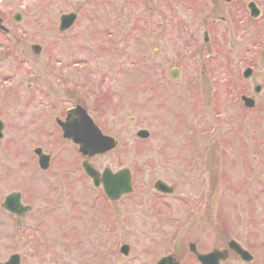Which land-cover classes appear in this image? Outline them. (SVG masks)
I'll return each instance as SVG.
<instances>
[{
    "label": "rangeland",
    "instance_id": "1",
    "mask_svg": "<svg viewBox=\"0 0 264 264\" xmlns=\"http://www.w3.org/2000/svg\"><path fill=\"white\" fill-rule=\"evenodd\" d=\"M189 2L0 0V17L7 28L0 30V118L5 133L0 144L8 143L7 153L0 154V178L8 172V184H0V200L12 190L41 191L46 200L50 194L51 203L63 205L59 212L65 213L73 197L86 204L82 213L93 215L88 209L96 189L88 178H79L83 157L62 137L55 121L80 104L118 143L90 161L99 170L127 167L134 178L133 192L118 201L120 231L115 240L113 234L106 237L112 245L114 241L130 245L129 255L119 254L118 260L149 264L162 251H147L150 238L161 239L167 251L182 257L193 234L206 233L202 245L214 243L212 222L222 225L246 205L238 190L244 176L241 146L244 129L258 122L240 98L252 85L242 72L247 64L264 60V43L260 54L251 47L246 53L242 9L232 12L217 6L204 22V12L183 9ZM71 11L78 13L75 23L60 32V15ZM204 30L209 32L206 41ZM34 45L39 46L37 51ZM140 130L149 133L145 140L137 137ZM36 146L53 159L47 170L37 165ZM23 164L27 165L22 168ZM215 164L220 177L216 198L199 180L202 174V179L209 176ZM156 178L174 188L172 194L158 196L166 204L160 205L161 212L151 205ZM29 180L35 183L26 185ZM82 187L88 193H78ZM106 208L108 213L117 209ZM60 220L56 216V224L50 221L48 231L43 229L51 248L37 257L41 264L117 261L93 256L85 241L73 242L80 246L70 252L53 249L58 235L52 232L58 234ZM86 225L77 236H87Z\"/></svg>",
    "mask_w": 264,
    "mask_h": 264
},
{
    "label": "flooded vegetation",
    "instance_id": "2",
    "mask_svg": "<svg viewBox=\"0 0 264 264\" xmlns=\"http://www.w3.org/2000/svg\"><path fill=\"white\" fill-rule=\"evenodd\" d=\"M223 2L226 4L223 3L222 5L219 0H205L204 2L201 0H190L188 5L183 3V9L192 10V12H204V22H206L207 16H210L220 7H228L232 12L242 9L245 16L244 32L245 36L247 35L246 41L248 45L246 53H249L251 48L259 50L264 43V0H223ZM208 33L207 30H204L205 41L209 37ZM261 50L262 49L258 51V54H260ZM0 58H2V55H0ZM242 75L245 79L250 80L252 88L247 85V91L243 92L240 97L246 96L253 100L251 106H246L242 101L243 106L248 112L253 111V113L257 115L255 120L258 122L256 126L249 127L248 123L251 119H249L248 116V128L244 129L245 138L241 146L242 154L240 157L244 166V176L242 187L238 188V190L240 192L239 194H241L240 199L246 205L242 209H239L238 213H232L228 216L222 225H218L217 223L213 224L212 222L211 230L213 234L211 235V239L214 240V243L212 242L213 244L210 241V245H202V240H205L206 233H200L198 236L195 234L189 236L187 252L183 255V257L186 258L185 261L181 255H175L174 252L167 251L166 244L161 239L150 238V242L146 245L147 251L152 253H160L159 250L162 251L158 257L149 261V264H186L190 259V264H264V60L260 61L258 64L253 63L252 66L247 64L243 69ZM230 86L231 83L229 81L226 83L227 96L230 95L228 90ZM69 120V125L72 129L79 128L77 129L79 132L75 131L76 136L86 135L88 124L83 115L75 112L71 115ZM55 121L57 123V117H55ZM4 136V122L0 118V141L4 139ZM215 141L216 143L220 142H217V140ZM7 146V140L0 144V154L7 153ZM37 148H40L42 151L43 149L41 146H36L33 149L37 165L43 170V167L41 168V156L36 153ZM227 151H232V149ZM93 157L88 160L90 161ZM183 158L187 159L185 157ZM86 159L87 158L84 157L81 159V172L79 178L81 180L88 178L93 188L96 189V192L91 197L90 203L93 209H88L92 211V216H87L85 213H82L84 210L83 207H85L86 204L81 203L78 198H70L69 205L67 206L68 209L64 213L62 210L59 212V209L63 206L61 203H56L55 201L51 203V201H53V196H49V194L46 200V197L43 198L40 195L41 191L26 193L24 190H12L2 195L0 200V264H41L42 261L39 258L37 259V257H39V254H46L51 248L47 243V235L44 234V231L49 229L50 221L56 224V216H60L61 220L58 234L52 232L54 235H58V242L53 249L70 252L80 246L77 244H83L85 241L86 246L84 247L88 252H92L93 256L99 254L102 258L113 257L114 260H117L113 262V264H127V262L122 263L118 258L119 254H123V251L126 252L125 256L129 255L130 245L128 243L116 244L115 241L114 245H112L110 239H107V236L108 234H113L114 240L116 239L117 233L120 231L121 221L120 209L117 208L118 201L122 197L130 195L132 192L114 200L107 197L103 181L100 180L102 176L100 175L98 179L99 184L95 186L89 175L84 171L83 163ZM52 161L53 159L49 154L46 161H44L46 167L44 170L49 168ZM186 161L187 160H185V162ZM197 161H199V159H197L196 162ZM91 164L97 169L92 162ZM25 165L27 164H23L22 168ZM7 173V171L2 172L3 175L1 176L2 178H0L1 185L8 184ZM220 173L221 176H223V172L221 171ZM202 175L199 177V180L205 181L208 185V189L212 192L211 194L216 198L218 179L220 178L219 172L216 171V164L209 176L204 175L205 179H202ZM35 177H39L37 173ZM159 179L160 182L165 184L167 190L170 189V191L165 193L154 189L155 193H153V197L155 198L151 202V205L155 212H161L162 207L160 205H166L161 203L159 200L160 197L158 196L170 195L172 194L171 190L173 192L174 189L172 185L161 178H156L153 185ZM131 182L133 186L134 178L132 172ZM34 183V180H29L26 182V185ZM37 188H40V186ZM72 190L74 191L75 188L70 187V191ZM79 190L85 191L88 189L82 187V189H78V193ZM85 193H88V191H85ZM9 195H11V197L6 199ZM106 200L111 201L110 205L105 203ZM78 205H82L81 208L75 209ZM107 206L117 209L113 213H108L106 212V210L109 209V207L108 209L106 208ZM229 207L232 208V203ZM214 215L216 219V211ZM86 222L87 225L84 231L87 236H77L83 234L81 228ZM105 226H108V228L105 229ZM102 236L105 238L107 237V242ZM219 236L222 240L221 243H218ZM85 238L88 240L86 241ZM75 241L77 244L73 246L72 243ZM90 242L94 243L90 244ZM241 249H243L245 253H241ZM137 260L138 259H132V262ZM87 263L88 262L85 264Z\"/></svg>",
    "mask_w": 264,
    "mask_h": 264
},
{
    "label": "water",
    "instance_id": "3",
    "mask_svg": "<svg viewBox=\"0 0 264 264\" xmlns=\"http://www.w3.org/2000/svg\"><path fill=\"white\" fill-rule=\"evenodd\" d=\"M75 17H76L75 13L63 14L60 19V29L63 30L67 28L74 21ZM34 48L35 50H37V47H34ZM172 75L175 76L176 74L173 72ZM242 99L244 100L245 105L247 106H251L253 103L252 99L249 97L244 96L242 97ZM75 112H78L81 115H83L85 121L89 122L87 123L88 124L87 130L89 131V134H90L89 139L91 140L85 145L82 143V140H81L83 139V136L81 135V138L77 136V138H80L79 140L80 149L84 153L91 155L93 153V151L91 152L92 147H95L96 150L94 151L104 152L115 146L116 143L113 137L102 135L101 131L97 128V126L90 119H88L89 117L86 115L85 111L82 109H79L78 107L74 109H70L68 116L66 118V121L60 123L63 128V135L65 137L74 138L73 133L75 134V131L79 132V130H77L79 128L72 129L69 123H67L68 120L71 118V115H73V113ZM137 135L142 138H145L148 136V132L147 130H140L137 132ZM40 160L43 165L44 161H46V157H43ZM85 167H86L87 172L94 178L95 184H98V172L94 170L89 164H88V167L87 166ZM103 184H104V188H105L107 195L112 199L117 198L122 193L129 192L131 190L129 170L122 169L118 172L112 173L110 172L109 169H105L103 172ZM159 185L160 183L157 184L156 187L160 188ZM162 186L164 185L162 184ZM10 196L11 195H9V197Z\"/></svg>",
    "mask_w": 264,
    "mask_h": 264
}]
</instances>
